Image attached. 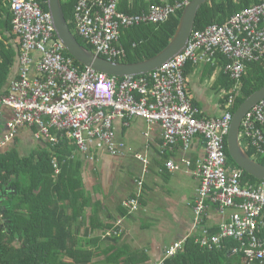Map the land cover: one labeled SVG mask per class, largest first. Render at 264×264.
<instances>
[{
    "label": "built area",
    "instance_id": "2783aa9c",
    "mask_svg": "<svg viewBox=\"0 0 264 264\" xmlns=\"http://www.w3.org/2000/svg\"><path fill=\"white\" fill-rule=\"evenodd\" d=\"M10 1L20 69L11 79L8 93L0 95V114L5 109L12 113L0 138V153L26 126L36 128L37 139L43 138L51 148L60 143L61 136L71 140L76 144V155L82 157H90L100 148L116 155L120 151L116 123L129 127L136 119L150 129L161 127L164 149L180 146L183 152H189L195 140H200L202 155L193 173L200 181L194 204L196 227L200 228L209 205L216 206L222 218L220 233L209 238L205 230L204 242L208 241L210 248L222 249L226 241L235 240L240 247H232L233 254L242 252L247 264L264 263V181L243 186V172L228 163L225 143L234 115L230 110L233 94L248 64L264 59V1L223 25L194 30L184 52L159 70L125 78L90 67L80 69L59 39L49 9L43 10L38 0ZM190 1L160 0L161 5L152 6L149 12L128 15L119 11L121 0H78L75 32L95 54L121 61L126 57L121 43L125 30L164 23ZM218 54L227 58L224 73L235 86L222 115L209 118L193 104L185 68L189 63L214 64ZM144 136L150 137L149 132ZM240 142L244 149L255 150L254 160H264V99L245 115ZM182 165L189 169L192 159L185 157L182 164L170 161L167 168L177 172ZM53 166L59 174L58 163L53 162ZM129 207L137 210L139 201L131 200ZM180 247L181 243H176L168 255H174Z\"/></svg>",
    "mask_w": 264,
    "mask_h": 264
},
{
    "label": "trees",
    "instance_id": "16d2710c",
    "mask_svg": "<svg viewBox=\"0 0 264 264\" xmlns=\"http://www.w3.org/2000/svg\"><path fill=\"white\" fill-rule=\"evenodd\" d=\"M38 1L43 10H48L47 0ZM77 2L62 0L65 16L79 43L92 50L75 32ZM260 3V0H211L199 11L195 31L214 24L223 25L231 17ZM154 5H161L160 0H152L149 5L146 0H122L119 10L128 15H138L149 12ZM182 12L172 15L164 23L143 24L127 30L121 37L126 57L119 62L137 63L160 53L174 37ZM12 19L11 1L0 0V95L8 93V88L4 87L20 52V48L14 46L18 43V35L13 30ZM74 61L80 69L85 68ZM227 63V58L218 54L216 63L207 65L212 72L220 69L222 89L226 94L235 86V82L224 73ZM198 66L189 63L186 67L189 70ZM187 69L185 73H188ZM263 86L264 59L248 64L239 89L233 94L232 113ZM224 107L226 109V104ZM225 143L228 163L237 166L229 155L227 140ZM76 149L75 143L61 136L60 143L51 149L47 146L36 148L27 155H21L15 148H8L0 153V236H9L12 241L0 240V264H145L150 261L145 249L118 246L123 237L122 222L119 220L114 226L116 220L103 214L102 202H93L86 193L84 162L76 155ZM247 153L254 156L251 149ZM53 162L58 163L59 174L55 173ZM259 162L264 164L263 159ZM242 172L243 186L247 182L253 186L261 183ZM205 230L209 238L220 233L218 227H206L203 219L196 234L186 235L167 246L163 260L157 264H247L242 252L232 253V247H240V243L231 239L224 243L222 249L210 248L209 242H204ZM261 237L264 238V232ZM176 243H181L180 249L169 256L168 252Z\"/></svg>",
    "mask_w": 264,
    "mask_h": 264
},
{
    "label": "crops",
    "instance_id": "0c3cea01",
    "mask_svg": "<svg viewBox=\"0 0 264 264\" xmlns=\"http://www.w3.org/2000/svg\"><path fill=\"white\" fill-rule=\"evenodd\" d=\"M129 1L138 2L139 0ZM150 1L152 0H146V3L149 5ZM14 46L18 49L19 40ZM19 69L20 64L17 55V59L10 71L9 82L18 75ZM185 74L188 79V91L193 104L206 117H220L225 109L224 104H226L228 94L231 92L226 94L224 89H222L220 69L212 72L207 65L198 66L189 69L188 73ZM9 82L4 88H8ZM11 117L12 113L8 109L3 110L0 114V126L2 128V130L0 129V138L5 133V123ZM116 131L118 142L126 143L131 152L143 148L145 141L149 139L144 134L149 132L150 139L154 142L149 150L153 165L150 166L151 168L147 172L143 170L144 165L141 162L128 161L127 164L126 158H114L104 148L93 151L97 158V163L79 156L84 162L83 177L87 186L86 193L90 195L93 202H102L103 214L110 215L114 221L116 220L114 226L121 220L123 237L118 242V246H129L132 249L139 250L145 249L150 257V261L145 264H153L164 257V251L167 246L181 240L186 235L197 233L193 207L197 199L200 181L193 173L196 169L197 161L202 155L203 143L200 140H195L189 152H183L180 146L175 149H164L162 147L161 127L156 125L150 129L140 119L132 121L129 127H123L118 122L116 123ZM36 132L37 130L34 127L26 126L20 128L17 136L8 144L5 150L15 148L21 155H27L36 148L43 149L47 146L48 149H51L46 140L43 138L37 139ZM26 144L32 146L27 154L20 152V145ZM248 149H251L255 156V150L250 147ZM141 151H145L144 148ZM185 157L192 159V166L189 169L182 165L179 171L171 172L167 168L168 162L175 161L182 164V159ZM161 163L164 169L166 168L167 173L163 170L162 165L160 166ZM99 164L101 165L99 166ZM94 165L97 166L91 172L93 178L90 177L91 182H89L85 176L86 169L94 167ZM123 175L126 178H122ZM139 182H142L141 186H139ZM133 199L139 201L137 210L129 207V202ZM88 211H91V209ZM165 217L170 218L176 228L173 230L169 228L167 231L180 233L181 235L174 238L171 237L173 240L169 239L163 242L159 236L161 233L159 230L161 231L162 224H170L165 220ZM221 222L222 218L216 206L209 205L204 216L205 226L219 228ZM156 233L158 234L157 237L154 235ZM142 236L143 239H141Z\"/></svg>",
    "mask_w": 264,
    "mask_h": 264
},
{
    "label": "water",
    "instance_id": "95a60500",
    "mask_svg": "<svg viewBox=\"0 0 264 264\" xmlns=\"http://www.w3.org/2000/svg\"><path fill=\"white\" fill-rule=\"evenodd\" d=\"M210 1L211 0H191L184 8L175 35L168 46L154 57L137 63L112 61L84 47L79 43L68 24L62 0H47V3L59 39L64 44L67 52L77 62L98 72L118 78H125L143 76L157 71L168 61L184 52L195 30L199 11L203 5ZM263 99L264 86L244 100L233 115L230 132L227 138L228 152L232 160H234L239 168L258 181H264V164L252 159L242 147L240 142V131L245 115Z\"/></svg>",
    "mask_w": 264,
    "mask_h": 264
},
{
    "label": "rangeland",
    "instance_id": "374dc122",
    "mask_svg": "<svg viewBox=\"0 0 264 264\" xmlns=\"http://www.w3.org/2000/svg\"><path fill=\"white\" fill-rule=\"evenodd\" d=\"M146 138H148V137H146ZM152 143H154L153 142V140L152 139H150V137H149V139H147V141H145V145H143V148H144V150L145 151H141L143 148H141V149H138V150H136V151H134V152H131V151H129V148H128V146H127V144L125 143V144H123V143H121L120 142V151L116 154V155H111L112 157H114V158H126L125 159V161H126V163L128 162V161H133V162H136V161H138V162H141L144 166H143V170H146L147 172H149V169L151 168L150 166H152L153 165V162H152V160H151V157H150V155H149V150H150V148H151V145H152ZM29 148H32V146L31 145H28V144H26V145H20V152H24V153H28V151H29ZM23 155V154H22ZM110 155V154H109ZM139 155H141V157L143 158L142 160H139L138 159V157L137 156H139ZM86 159H88V160H91L92 162H94V163H97V158H96V156H95V154H94V152H92L91 153V155H90V157H85ZM128 164V163H127ZM98 165V164H97ZM97 165H94V167H91V168H87L86 169V178H87V180H89V182H91V179H89L90 177L91 178H93V175L91 176V172L94 170V168L97 166ZM101 164H99V166H100ZM93 166V165H92ZM99 170V169H98ZM122 178H126L124 175H123V177ZM101 189V188H100ZM102 190V189H101ZM102 192H103V190H102ZM165 220L166 221H168L170 224H162L161 225V231L159 230V232H161L160 233V237H161V241H163V242H165V241H167V240H169V239H171V240H173L172 238H174L175 236H180L181 234L179 233V234H177V233H175V232H168L167 231V229H176L175 227H174V222L170 219V218H168V217H165ZM158 229V228H157ZM164 230H165V232H164ZM163 231V232H162ZM156 237L158 236V234L156 233V234H154ZM4 237H2V236H0V240H2V241H8V242H12L11 241V238L9 237V236H6V235H3ZM172 237V238H171ZM141 239H143V236H142V238ZM173 242V241H172ZM166 244V243H165ZM156 260V259H155ZM161 260H163V259H158L155 263H153V264H157V263H159ZM150 264V263H149Z\"/></svg>",
    "mask_w": 264,
    "mask_h": 264
},
{
    "label": "clouds",
    "instance_id": "9594fccd",
    "mask_svg": "<svg viewBox=\"0 0 264 264\" xmlns=\"http://www.w3.org/2000/svg\"><path fill=\"white\" fill-rule=\"evenodd\" d=\"M246 150V149H245ZM247 151V150H246ZM253 159V157H251ZM259 162V161H258ZM241 169V168H240ZM242 170V169H241Z\"/></svg>",
    "mask_w": 264,
    "mask_h": 264
}]
</instances>
